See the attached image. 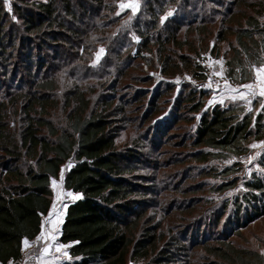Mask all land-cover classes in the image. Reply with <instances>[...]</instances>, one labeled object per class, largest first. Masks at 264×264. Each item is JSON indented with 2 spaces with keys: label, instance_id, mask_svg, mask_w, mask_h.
Returning a JSON list of instances; mask_svg holds the SVG:
<instances>
[{
  "label": "trees",
  "instance_id": "obj_1",
  "mask_svg": "<svg viewBox=\"0 0 264 264\" xmlns=\"http://www.w3.org/2000/svg\"><path fill=\"white\" fill-rule=\"evenodd\" d=\"M118 1L17 0L12 18L0 0V264L20 259L24 241L40 234L52 207L51 181L70 160L64 186L81 198L66 209L59 241L69 245L70 259L62 264H188L195 250L213 258L211 264H264L261 252L237 246L230 233H201L199 197L188 204L195 217L190 239V230L178 233L176 223L165 226L151 215V205L168 208L163 194L197 193L184 180L161 178L162 164L154 167L164 182L159 194L150 179L138 183L134 175L139 149H149L152 138L156 152L174 126L197 114L198 125L174 142L191 150L184 154L195 164L264 139V104L255 118L239 107L206 108L209 91L190 82L171 99L173 84L153 89L143 69L146 62L165 77L188 73L204 80L200 43L212 38V52L227 46L231 80L251 81L254 68L264 65V0H145L133 23L116 13ZM169 8L175 14L162 20ZM101 46L105 54L94 65ZM127 129L135 134L121 148ZM209 186L223 192L236 183ZM243 189L233 201L238 228L264 215V178L253 175ZM179 202L170 201L168 209L182 216L187 210Z\"/></svg>",
  "mask_w": 264,
  "mask_h": 264
},
{
  "label": "rangeland",
  "instance_id": "obj_2",
  "mask_svg": "<svg viewBox=\"0 0 264 264\" xmlns=\"http://www.w3.org/2000/svg\"><path fill=\"white\" fill-rule=\"evenodd\" d=\"M144 1L145 0H119L117 3L116 13L125 15L124 20L129 23H133L139 14L142 13L144 9ZM16 2L17 0H3L5 11L12 18H16V11L14 8ZM175 11L176 10L174 8H169L162 16V20L173 16ZM131 36L134 38V40H139V38L134 33H131ZM200 45H203L200 51H204L199 59L201 65L204 67V72L206 75L204 80L195 79L188 73L180 74L171 78L165 77L160 73V70L152 69L148 63L144 62L143 69L152 77L151 83H153V89H155L162 81L172 83L174 91L169 95L172 99L175 97V93L182 89L183 83L190 82L200 89L209 91L208 97L206 99V108L219 104L223 106L242 108L244 112L252 113L254 118L259 115L264 104V97L259 95L257 91H255L251 96L247 97V95H244L245 90L243 88L249 82L255 83L256 69L260 66L254 68V78L251 81L236 83L231 80V77L228 74L226 59L224 58V53L227 47L226 44H221V51L219 54L212 52V38L208 39L206 44L200 43ZM104 54L105 49L103 46H101L96 51L92 63L94 65H98L101 62ZM147 55L150 56L149 54ZM235 77H237V75H235ZM260 80L262 81V79ZM146 85L147 84H145V86ZM262 85L264 86V84ZM249 91L250 90L246 89V92ZM237 93H239V95H237ZM171 104L172 103L168 104V106L171 107ZM172 110L170 111L171 113ZM199 117L200 114H197L192 123L181 122L174 126L169 132V140L166 139L167 141L160 145L156 152H153L152 148L150 147L153 146L152 138L150 139L151 145L149 146V149H139L138 152H140L142 160L140 166H138L136 172L134 173L138 183H142V177L150 179L151 182H149L148 185L151 188L156 189L155 192L159 194L158 191H160V185L164 184V182L159 184L154 167H156L158 164H162L164 168L158 169V171L162 174L166 173L165 176L161 177L165 181L174 180L179 182L184 180V183L186 182V187L193 186L194 189L197 190L196 194H186L183 196L177 193L163 194L165 200L170 199V201L174 202L179 200V204H183V209H181L187 210L183 214L184 216L178 214V212H180L178 209H168V204L170 201L167 202L168 204L166 203V207H168L166 210L163 209V206L159 209L156 208L155 205H151L149 208V213L155 216L156 219H162L163 225L165 226H167L169 223H176L175 229L178 233H183L186 230H190V239L193 228L189 227L192 224H195V221L192 222V220H195V217L192 218L191 214H189L190 211L188 204H191V199L193 200L199 197L202 199L198 204V207L201 211L197 212V215H200L199 218L202 217L204 219V225H202L203 228L200 230L201 233L207 230V233L212 237H215L216 235L225 237L230 233L228 237L232 239L237 246L243 248H252L264 255V215L252 220L246 226L238 228L236 223L237 215L235 209L233 208L234 197L244 191L243 186L246 180L251 179L255 174L264 178V165L262 164L264 159V139H251L243 145L244 151L242 153L238 154L235 153L234 150H226L222 151L221 155L210 158L208 162L195 164L194 162H190L187 154H184L190 152L191 150L186 146L184 148H179L178 146H175L174 142L177 141V143H181L184 137L187 136V133H190L191 130L198 125ZM146 131L148 130L146 129ZM134 134L135 131L131 129H127L126 131L124 130L122 132V135L119 138V145L121 148L128 144L127 141ZM132 147L135 149L134 146ZM186 158L188 159V162L186 163L174 162L176 159ZM73 165V161H68L63 166L60 176L58 178L52 179V207L49 213L44 216L43 222L46 223L50 219L55 218L58 215H62L69 203L81 198L80 193L78 194V192L68 190L64 186L65 172ZM226 167L231 168L228 173L223 172ZM162 174L158 175L162 176ZM170 176L174 177L169 178ZM232 181L236 183V186L223 192H214L209 186L221 182ZM162 191L165 193L164 189H162ZM148 197L151 200V203L156 202L154 200V194L149 195ZM184 199H188L189 203L187 202V204L185 203L184 205ZM225 203H227L226 206ZM224 207H226L225 214L221 221L216 225L214 222L216 219V214L219 211L224 210ZM229 213H231V218L228 216ZM242 215L243 213H241V216ZM241 216L239 215V217ZM207 220L209 222H207ZM225 221H228L227 225L224 224ZM43 231H45V229H43L36 238L23 245V253L19 262L15 260L10 261L9 264H26V261L31 258V255L35 252L36 253L33 255V259L35 260H33V264H44L43 258L45 249L55 245L56 242L59 243V238L51 240L50 236ZM58 245H64V247L58 248V251L56 250L59 256L53 261L50 259V261L47 262L48 264L51 262L52 264H62L63 262L70 259L69 245H65L63 243H59ZM212 259L213 258L207 256L202 250H195L192 252L190 263L188 264H211L213 263L211 261Z\"/></svg>",
  "mask_w": 264,
  "mask_h": 264
},
{
  "label": "crops",
  "instance_id": "obj_3",
  "mask_svg": "<svg viewBox=\"0 0 264 264\" xmlns=\"http://www.w3.org/2000/svg\"><path fill=\"white\" fill-rule=\"evenodd\" d=\"M261 68H264V66H260L259 68L256 69L255 83L254 82H249L247 85H250V87H244L243 88L245 90L244 91V95L245 96L246 95H247V97L251 96L255 91H257L259 95L264 97V95H262V89H264V86L262 84H264V80H262L263 82L260 80L262 78L259 76V72H258V70L261 69ZM246 89L250 90L249 91L250 93L246 92ZM237 95H239V93H237ZM66 208H67V206H66ZM66 208H65L64 213L62 215H58L55 218L50 219L46 223L45 222L42 223V230L45 229V231H43V232H45L49 236L55 234L56 239H58L60 237L62 224H63V221L65 219ZM25 241H27V243H28L30 241V239H26ZM25 241H24V245L27 244V243H25ZM59 243H61V242L59 241ZM59 243L56 242L55 245H52V246L46 248L47 251L44 252V258H43V263L44 264H46L48 261H50V259H52V261L55 260L59 256V254L57 252L58 251L57 245ZM49 264H52V262L49 263Z\"/></svg>",
  "mask_w": 264,
  "mask_h": 264
},
{
  "label": "snow or ice",
  "instance_id": "obj_4",
  "mask_svg": "<svg viewBox=\"0 0 264 264\" xmlns=\"http://www.w3.org/2000/svg\"><path fill=\"white\" fill-rule=\"evenodd\" d=\"M258 72H259V76L262 78V80H264V68L259 69ZM245 87H250V85H246ZM262 95H264V89H262ZM50 239L55 240L56 239L55 234L51 235ZM25 243H27V241H25ZM57 247L63 248L64 245H57ZM45 251H47V249H45ZM65 255H66V253H65Z\"/></svg>",
  "mask_w": 264,
  "mask_h": 264
},
{
  "label": "built area",
  "instance_id": "obj_5",
  "mask_svg": "<svg viewBox=\"0 0 264 264\" xmlns=\"http://www.w3.org/2000/svg\"><path fill=\"white\" fill-rule=\"evenodd\" d=\"M217 68V67H216ZM36 253V252H35ZM35 253H33L32 255H31V258H29L27 261H26V264H33L34 263V259H33V255L35 254ZM21 259V258H20ZM20 259H18V260H16L17 262H19L20 261ZM34 260V261H33Z\"/></svg>",
  "mask_w": 264,
  "mask_h": 264
}]
</instances>
